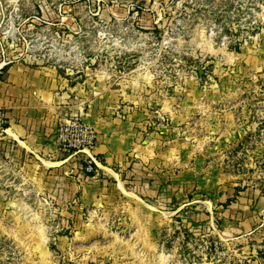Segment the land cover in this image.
<instances>
[{"label":"rangeland","instance_id":"374dc122","mask_svg":"<svg viewBox=\"0 0 264 264\" xmlns=\"http://www.w3.org/2000/svg\"><path fill=\"white\" fill-rule=\"evenodd\" d=\"M25 80L52 130L0 107V264H264V0H0Z\"/></svg>","mask_w":264,"mask_h":264},{"label":"crops","instance_id":"0c3cea01","mask_svg":"<svg viewBox=\"0 0 264 264\" xmlns=\"http://www.w3.org/2000/svg\"><path fill=\"white\" fill-rule=\"evenodd\" d=\"M25 82L26 80L24 83H19L15 90L8 87H4L3 90L1 89L0 107L4 108L9 116L11 126L8 132L13 136V140L19 143L20 146L22 144L24 149L26 148L31 153H36L37 155L48 149L47 146L40 141L42 138L39 136L44 132L49 133L50 130H52L49 126L53 118L50 114L43 122L41 120L38 121L34 116V110L26 109L35 105L33 104L34 101L29 98L27 90L22 88L26 84ZM25 102L28 103V107L25 106ZM41 115H45L46 117L44 113Z\"/></svg>","mask_w":264,"mask_h":264},{"label":"built area","instance_id":"2783aa9c","mask_svg":"<svg viewBox=\"0 0 264 264\" xmlns=\"http://www.w3.org/2000/svg\"><path fill=\"white\" fill-rule=\"evenodd\" d=\"M7 126H8V119L6 115L4 114L3 110L0 109V133L1 134L7 131L6 130ZM71 127H74L80 130L79 134L80 136H82V138H79V141L73 142L72 139L70 138L71 133H76L70 129ZM61 139L64 142V145H63V147L65 148L64 150L77 153V152L84 151L83 148H87L90 145V143H92L93 137L90 135L87 127L67 125L66 127L61 128ZM93 162L95 163V161L93 160L89 161L86 167L87 172H92L94 170L92 166Z\"/></svg>","mask_w":264,"mask_h":264},{"label":"trees","instance_id":"16d2710c","mask_svg":"<svg viewBox=\"0 0 264 264\" xmlns=\"http://www.w3.org/2000/svg\"><path fill=\"white\" fill-rule=\"evenodd\" d=\"M9 66H10V65H7V66L5 67V70L8 69ZM73 150H74V149H73ZM73 150H72V151H73ZM103 162H104V160H103ZM92 166H93V169H94V170L98 169L96 163L93 162V163H92ZM88 174H89V175H94V171H93V172H88Z\"/></svg>","mask_w":264,"mask_h":264}]
</instances>
